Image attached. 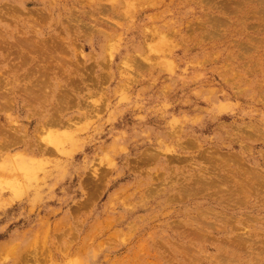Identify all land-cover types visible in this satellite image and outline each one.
Returning <instances> with one entry per match:
<instances>
[{
    "label": "rangeland",
    "instance_id": "obj_1",
    "mask_svg": "<svg viewBox=\"0 0 264 264\" xmlns=\"http://www.w3.org/2000/svg\"><path fill=\"white\" fill-rule=\"evenodd\" d=\"M25 262L264 264V0H0V264Z\"/></svg>",
    "mask_w": 264,
    "mask_h": 264
},
{
    "label": "bare ground",
    "instance_id": "obj_2",
    "mask_svg": "<svg viewBox=\"0 0 264 264\" xmlns=\"http://www.w3.org/2000/svg\"><path fill=\"white\" fill-rule=\"evenodd\" d=\"M17 244V243H16ZM15 245V244H14ZM13 246V245H12ZM12 246H11V248H12ZM17 246V245H16ZM10 249V248H9ZM14 249V248H13ZM34 249V248H33ZM9 250L8 249H6V252H8ZM26 252H27V250H25ZM9 252H11V251H9ZM9 252H8V254H9ZM12 253V252H11ZM10 253V254H11ZM31 253H36V252H32V250H31ZM41 253V252H40ZM26 254V253H25ZM42 254V253H41ZM50 254H51V252H50ZM23 255V254H22ZM43 255V254H42ZM11 256H12V254H11ZM22 257V256H21ZM40 258H41V255H40ZM19 261V260H18ZM24 261V260H23ZM28 261V260H27ZM30 262V261H29ZM34 262V261H33ZM31 263V262H30ZM20 264V263H19ZM25 264H26V262H25ZM36 264H37V262H36Z\"/></svg>",
    "mask_w": 264,
    "mask_h": 264
}]
</instances>
